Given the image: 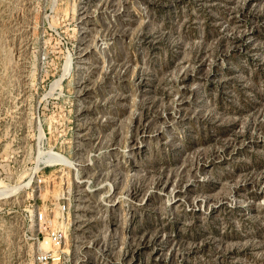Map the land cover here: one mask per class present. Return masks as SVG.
Here are the masks:
<instances>
[{
    "label": "rangeland",
    "instance_id": "rangeland-1",
    "mask_svg": "<svg viewBox=\"0 0 264 264\" xmlns=\"http://www.w3.org/2000/svg\"><path fill=\"white\" fill-rule=\"evenodd\" d=\"M7 188L0 264H264V0H0Z\"/></svg>",
    "mask_w": 264,
    "mask_h": 264
},
{
    "label": "built area",
    "instance_id": "built-area-1",
    "mask_svg": "<svg viewBox=\"0 0 264 264\" xmlns=\"http://www.w3.org/2000/svg\"><path fill=\"white\" fill-rule=\"evenodd\" d=\"M38 177V182H44L41 175ZM68 212V201L62 198L61 201L51 205V207L41 208L33 214V221L37 223V231L32 237V243L37 244L36 260L39 264H59L62 262L64 257L63 244L66 239L65 214Z\"/></svg>",
    "mask_w": 264,
    "mask_h": 264
},
{
    "label": "bare ground",
    "instance_id": "bare-ground-1",
    "mask_svg": "<svg viewBox=\"0 0 264 264\" xmlns=\"http://www.w3.org/2000/svg\"><path fill=\"white\" fill-rule=\"evenodd\" d=\"M52 155V160L55 162H68L63 156L58 155V154H51ZM51 160V159H50ZM9 192L11 190L7 189H2L0 190V197H4L5 195H9ZM13 194V193H12Z\"/></svg>",
    "mask_w": 264,
    "mask_h": 264
}]
</instances>
